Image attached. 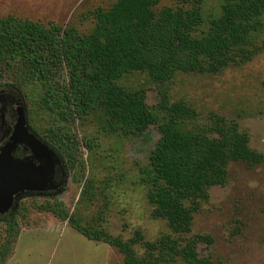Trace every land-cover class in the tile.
I'll use <instances>...</instances> for the list:
<instances>
[{"label":"trees","instance_id":"obj_1","mask_svg":"<svg viewBox=\"0 0 264 264\" xmlns=\"http://www.w3.org/2000/svg\"><path fill=\"white\" fill-rule=\"evenodd\" d=\"M208 1L176 0L157 8L158 0H113L107 8L90 11L87 30L0 17V85L23 92L31 128L55 149L73 182L88 183L83 147L96 144L95 137L79 131L85 117L98 115L99 132L125 137H141L157 127L159 136L143 172L153 215L164 219L173 234L122 239L100 225L82 223L57 199L38 206L70 220L87 239L116 247L124 264H212L200 251L203 242H213L209 235L193 234L185 242L180 235L191 231L210 188L227 181L230 162L264 160L236 120L217 114L199 123L196 109L183 100L161 92L150 106L143 88L118 83L132 71L164 83L178 72L212 73L251 58L264 0H218L211 6ZM25 209L0 223V264L15 245ZM139 243L142 254L135 249Z\"/></svg>","mask_w":264,"mask_h":264},{"label":"rangeland","instance_id":"obj_2","mask_svg":"<svg viewBox=\"0 0 264 264\" xmlns=\"http://www.w3.org/2000/svg\"><path fill=\"white\" fill-rule=\"evenodd\" d=\"M112 1L0 0V17L13 15L44 25L75 24L87 30L92 25L90 11L107 8ZM175 1L158 0L156 7ZM217 1L209 0L208 5ZM259 22L260 29L252 36L254 53L245 62L230 63L212 73L178 72L164 83L151 80L145 72L132 71L118 83L143 88L150 106L158 102L161 92L171 100H183L196 109L199 123L217 114L236 120L240 130L247 132L250 147L264 155V13ZM97 121L100 117L92 115L78 122L80 133L96 140L93 149L83 147L88 183L73 182L69 177L57 199L82 223L100 225L122 239L137 233L146 240L173 234L164 219L153 215L143 172L159 136L157 127L151 126L141 137H125L99 132ZM44 201L47 199L25 201L20 232L2 264H124L116 247L89 240L70 220H60L40 209ZM193 234L212 238L211 244L200 245L212 264H264V160L255 165L241 161L228 164L227 181L210 188L209 199L201 201L194 213L191 231L180 236L185 242ZM135 249L143 253L140 243Z\"/></svg>","mask_w":264,"mask_h":264},{"label":"flooded vegetation","instance_id":"obj_3","mask_svg":"<svg viewBox=\"0 0 264 264\" xmlns=\"http://www.w3.org/2000/svg\"><path fill=\"white\" fill-rule=\"evenodd\" d=\"M20 114H24L29 132H33L28 119V105L23 92L13 85H0V155L13 158L14 160L32 161L35 166L44 165L45 158L31 149L29 144L22 139L21 133L18 139H14V133ZM38 139H43L36 132ZM22 139V140H21ZM45 142V141H44ZM48 144V143H47ZM49 145V144H48ZM50 146V145H49ZM51 147V146H50ZM66 179V171L63 164H55L51 172V182L59 184ZM62 188H46L44 190H23L18 192L9 206L4 209L6 202H0V223L12 214L18 216L19 210L25 206V201L33 198L54 201L57 193ZM58 200V199H57Z\"/></svg>","mask_w":264,"mask_h":264},{"label":"water","instance_id":"obj_4","mask_svg":"<svg viewBox=\"0 0 264 264\" xmlns=\"http://www.w3.org/2000/svg\"><path fill=\"white\" fill-rule=\"evenodd\" d=\"M34 133L29 132L24 114H20L14 139L21 138L25 140L36 153V155L45 158L44 165L35 166L32 161L14 160L9 157L0 155V202L4 200L6 209L11 203L14 196L23 190H44L48 188H56L59 185L67 183L69 175H66L64 182L59 184L51 182V172L55 164H63L61 157L46 142L38 139ZM21 139V140H22ZM64 165V164H63Z\"/></svg>","mask_w":264,"mask_h":264}]
</instances>
